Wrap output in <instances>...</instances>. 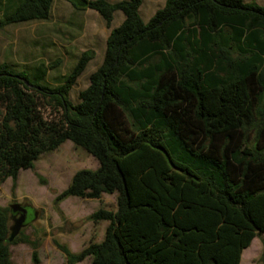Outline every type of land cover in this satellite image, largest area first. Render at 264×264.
Instances as JSON below:
<instances>
[{"label":"trees","instance_id":"trees-1","mask_svg":"<svg viewBox=\"0 0 264 264\" xmlns=\"http://www.w3.org/2000/svg\"><path fill=\"white\" fill-rule=\"evenodd\" d=\"M71 4L78 8L75 2ZM53 0H0V29L44 21ZM142 0H90L111 27L101 65L73 104L94 57L83 51L56 86L51 66L0 65V185L71 141L94 157L55 197L116 194L104 238L65 264H240L264 233V7L244 0H165L143 21ZM42 109L53 111L47 120ZM52 114V113H51ZM11 213L0 206V264H11ZM264 250V242H263ZM264 260V254H263Z\"/></svg>","mask_w":264,"mask_h":264},{"label":"rangeland","instance_id":"rangeland-1","mask_svg":"<svg viewBox=\"0 0 264 264\" xmlns=\"http://www.w3.org/2000/svg\"><path fill=\"white\" fill-rule=\"evenodd\" d=\"M260 1L249 2L264 7V0ZM164 2L143 0L140 9L143 20L147 21ZM122 20V13L117 11L108 27L95 10L79 11L70 0H53L48 20L11 24L0 29V65L5 63L16 70L26 69L31 74L37 65L45 63L51 68L44 82L56 86L69 74L79 55L92 50L93 59L69 92L70 101L77 104L79 93L88 86L91 73L102 63L110 30ZM53 113L42 109L47 120L54 117ZM97 167L94 157L71 141H65L58 148L42 153L32 168L20 170L14 190L9 178L0 185L1 207L19 203L29 208L28 222L20 232L36 243L38 264H65L66 258L59 245L79 253L90 243H98L104 238L108 221H95L90 215L98 209L115 211L116 194L104 193L99 199L68 197L54 202L76 171ZM13 223L14 219H11L10 226ZM263 242L264 233L253 238L243 250L240 264H264ZM32 251L29 243L10 245L11 264H34ZM75 264H91V257Z\"/></svg>","mask_w":264,"mask_h":264},{"label":"water","instance_id":"water-1","mask_svg":"<svg viewBox=\"0 0 264 264\" xmlns=\"http://www.w3.org/2000/svg\"><path fill=\"white\" fill-rule=\"evenodd\" d=\"M78 7H88V2L86 0H72ZM11 216L14 214H19L18 217L14 219V223L10 226V237L9 241H12L20 232L22 227L28 222L26 219V209L19 203H14L9 206Z\"/></svg>","mask_w":264,"mask_h":264},{"label":"crops","instance_id":"crops-1","mask_svg":"<svg viewBox=\"0 0 264 264\" xmlns=\"http://www.w3.org/2000/svg\"><path fill=\"white\" fill-rule=\"evenodd\" d=\"M87 2L88 1H90V0H86ZM107 1H109V2H111V3H115V2H117V1H120V0H107ZM250 0H244V2H247V3H250L249 2ZM260 1V0H259ZM261 2V1H260ZM71 3V2H70ZM264 3V2H263ZM142 4H143V0H142ZM142 4H141V6H142ZM141 6H140V8H139V13H140V15H141V12H140V9H141ZM74 7V6H73ZM51 8H52V6H51ZM76 10H79V11H81V10H85V8H88V7H80V8H83V9H78V8H76V7H74ZM90 9V8H89ZM93 10V9H92ZM117 12V11H116ZM115 14V13H114ZM50 15H51V11H50ZM153 15V14H152ZM142 17V16H141ZM151 17V16H150ZM150 17H149V19H150ZM50 18V17H49ZM143 19V18H142ZM148 19V20H149ZM147 20V21H148ZM143 21H145V20H143ZM147 21H145V22H147ZM22 23H25V22H22ZM16 24H18V23H16ZM21 70V69H20ZM243 252V251H242ZM242 255V254H241Z\"/></svg>","mask_w":264,"mask_h":264},{"label":"flooded vegetation","instance_id":"flooded-vegetation-1","mask_svg":"<svg viewBox=\"0 0 264 264\" xmlns=\"http://www.w3.org/2000/svg\"><path fill=\"white\" fill-rule=\"evenodd\" d=\"M23 207H25V209H26V215H28V213H29V208H27V205H25V204H21ZM18 215L19 214H14V215H12V219H15L16 217H18Z\"/></svg>","mask_w":264,"mask_h":264}]
</instances>
